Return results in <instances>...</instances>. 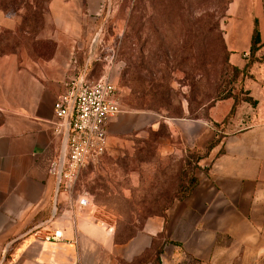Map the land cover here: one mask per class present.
I'll list each match as a JSON object with an SVG mask.
<instances>
[{"label":"crops","instance_id":"1","mask_svg":"<svg viewBox=\"0 0 264 264\" xmlns=\"http://www.w3.org/2000/svg\"><path fill=\"white\" fill-rule=\"evenodd\" d=\"M230 12L236 17L226 38L240 69L249 62L258 20L262 46L244 77L256 112L204 156L209 162L197 169L187 197L149 217L124 242L79 204L83 194L57 191L50 174L67 136L65 129L55 131L54 103L76 67L73 60L80 65L86 58L83 25H47L36 39L45 47L6 51L5 34L18 25H0V264H264V0H233ZM233 106L228 99L212 107V121L222 122ZM124 114L137 117L125 105L111 117L109 145L110 130ZM174 126L194 148L205 149L216 135L200 120L178 118ZM45 228L61 230L63 238L45 241Z\"/></svg>","mask_w":264,"mask_h":264},{"label":"rangeland","instance_id":"2","mask_svg":"<svg viewBox=\"0 0 264 264\" xmlns=\"http://www.w3.org/2000/svg\"><path fill=\"white\" fill-rule=\"evenodd\" d=\"M232 1L0 0V25H18L2 51L45 47L36 39L47 25H83L91 80L120 87L125 110L137 115L114 123L109 148L82 169L75 191L121 238L169 207L208 164L209 145L248 126L256 112L231 62ZM248 59L251 66L255 59ZM228 99L236 107L213 122L211 108ZM178 118L208 122L216 135L205 149L194 148L175 133Z\"/></svg>","mask_w":264,"mask_h":264},{"label":"built area","instance_id":"3","mask_svg":"<svg viewBox=\"0 0 264 264\" xmlns=\"http://www.w3.org/2000/svg\"><path fill=\"white\" fill-rule=\"evenodd\" d=\"M63 82V91L56 98L54 112L57 118L55 131L67 136L61 155L52 163L50 174L57 180V191L75 195L80 172L88 164L97 161L109 148L107 123L124 110L123 90L109 79L92 81L90 59L78 65ZM78 202L89 206V198L79 195ZM42 239L59 241L63 232L44 229Z\"/></svg>","mask_w":264,"mask_h":264},{"label":"trees","instance_id":"4","mask_svg":"<svg viewBox=\"0 0 264 264\" xmlns=\"http://www.w3.org/2000/svg\"><path fill=\"white\" fill-rule=\"evenodd\" d=\"M258 25H259V24H258V20L255 19V26H254L253 35H252V44H251L250 51H249L250 56H251V58H252V61L255 59L256 53H257V51L259 50L260 46H262V45H261L260 29H259V26H258ZM230 55H231V51H230ZM82 64H83V61L80 62V65H82ZM249 64H250V62H249V63H248L243 69H240V68H238L237 66H235V65L232 63L234 70H235L236 72H240V73L242 74L243 77H245V76L247 75V69L249 68ZM228 97L230 98V97H232V96L230 95V96H228ZM236 102H237V101L234 100V106L232 107L231 112H232V111L234 110V108L236 107ZM218 141H219V139H218V140L216 139V141H215L214 143H212V144L209 145V147H208V151L206 152V155L208 154V152L210 151V149L218 143ZM206 155H204V156H206ZM200 158H201V157H200ZM196 183H197V177L192 178L191 183L188 185V187H186V188L182 191V193L180 194V196H178V197H176V198L178 199V198H184V197H187V196L191 193V191L193 190V188H194V186L196 185ZM171 204H172V203H171ZM171 204H170V205H171ZM170 205H169V206H170ZM167 208H168V207H167ZM167 208H165L162 212L157 213L156 215H163L164 212H165V210H166ZM136 233H137V232H136ZM136 233H132L131 235H129V236L125 237V238H121L120 235H119V233L116 232V235H115V236H116V241H118V242H124V241H126V240L132 238Z\"/></svg>","mask_w":264,"mask_h":264}]
</instances>
